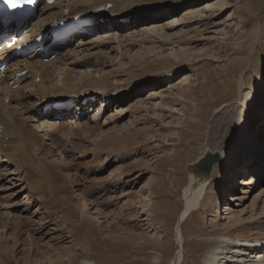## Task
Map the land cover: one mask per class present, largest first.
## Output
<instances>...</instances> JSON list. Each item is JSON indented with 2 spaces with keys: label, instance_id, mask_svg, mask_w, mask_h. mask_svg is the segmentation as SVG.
Returning a JSON list of instances; mask_svg holds the SVG:
<instances>
[{
  "label": "rangeland",
  "instance_id": "374dc122",
  "mask_svg": "<svg viewBox=\"0 0 264 264\" xmlns=\"http://www.w3.org/2000/svg\"><path fill=\"white\" fill-rule=\"evenodd\" d=\"M135 5L139 12L132 21L119 25L107 16V23L85 34L90 55L78 60L69 81L78 85L91 72L106 77L108 88L119 86V94L99 95L74 120L58 111L61 130L45 136L40 131L45 142L40 155L11 166L16 185L0 193V203L10 204L0 208V264H44L69 251L91 264H171L180 249L177 224L191 179L187 166L207 149L223 152V159L233 156L235 131H247L257 147L264 145V0H135ZM75 45L67 43L54 54H67ZM72 59L69 54L67 61ZM54 60L53 65L59 61ZM15 99L13 105L22 103ZM94 114H101L99 121ZM242 155L227 168L228 180L222 172L212 176L206 200L183 222L181 264H209L208 253L241 232L224 230L220 208L228 205L233 187H241L240 178L255 169L256 178L264 177V154ZM41 158L48 173L37 169ZM17 173L24 178L17 180ZM220 182L227 190L221 197ZM258 208V220L246 232L253 236L264 233L263 204ZM90 221L101 231L99 239ZM261 254L262 260L254 257L257 262L250 264H264Z\"/></svg>",
  "mask_w": 264,
  "mask_h": 264
},
{
  "label": "bare ground",
  "instance_id": "6f19581e",
  "mask_svg": "<svg viewBox=\"0 0 264 264\" xmlns=\"http://www.w3.org/2000/svg\"><path fill=\"white\" fill-rule=\"evenodd\" d=\"M113 2H115L116 6ZM110 4L111 6L109 8L108 6ZM128 4H132L133 6H135V9L126 7ZM136 4L138 3L136 2ZM40 9L42 10L40 13V17L36 22V25H32L27 29L29 32L28 35L22 34V38L20 39L21 43L29 42V40H35V38L39 34H44V31L50 28L51 25H53L56 21H66L68 19H75L81 16L88 17L93 19L94 24L91 27L93 28L94 26H96V24L100 25L101 23H107V16H110L112 17V20L110 22L118 23L119 25H121L120 20H128L130 17L132 21L135 14L139 12L137 10L139 9V7L135 5V0H125L124 4L120 0H57V2L55 1L50 5H43ZM134 11L136 13H134ZM7 32V29H0V34L2 35H6ZM85 37V33H82L81 35H75L73 38L70 37L71 39L67 43L74 42L76 44L75 48L73 50L68 49L67 54L59 52L52 59V62L55 61V58L59 60L54 63V65L51 63V61L45 63L44 59H46L47 55H49L48 57H50L52 53L56 51V48L59 47V45L58 42L50 44V41L47 40L45 43L47 46L46 52H42V46H40L37 48L36 52H34L32 55H29L26 59L11 61L10 63H8V67L5 70H0V155L5 157L7 160V162H1L0 160V182L3 181V184L0 187V193L6 194L7 192H11L13 190V186L16 185V182L14 181L15 177L11 175L12 171H10L11 166H16L17 164L14 162H16L17 160L26 161L27 159L26 162L29 164L33 162L32 158H34L30 155H40L38 151L43 147L45 143L44 139L41 138V136H43V133L40 134V131L44 132L45 136L46 134L50 135L53 131H55V129L60 128V125L57 126L58 122L56 124V120L59 118L58 115L60 113H58V111L52 110H50V112H45L46 108L52 107L56 102L72 100L75 102V106L69 108L68 110H63L60 112L67 113L69 115L68 118L74 120L82 117V115L85 113L84 109H86L88 106L90 107V103L94 105L96 102H98L97 99L99 95L102 94L103 97L108 99L110 97L113 98L119 94V86L108 88V84L106 85L108 80H106L107 82L103 80L106 77H96L93 76L91 72L87 74L83 73L81 82L78 85L75 83H69L70 78L73 76L75 67L80 63V61L78 60H82V58H84L85 56L90 55V53L86 52L87 49L85 44L88 41L85 40ZM104 37H107V35H105ZM113 37L115 39H119V37L116 35H113ZM5 51L6 50L0 51V62L7 60V58L10 56V54L6 53ZM76 52L79 54H77ZM69 54L74 55V59L76 60L72 59L70 61H67V56ZM24 71L27 73L23 74V76L20 77L19 75ZM15 85H18V87L14 88ZM243 86L244 85L242 84L241 89H243ZM129 93L132 92L130 91ZM13 94L16 97L13 98ZM32 97H34L38 101L39 99L43 100L38 104L36 102L37 100L31 99ZM15 98H18V100H20L22 103L17 106L13 105V103L17 102ZM10 105H13L15 107L12 108L13 106L11 107ZM82 110L84 112H82ZM17 112L21 113L22 115L18 114ZM101 114H94L92 117L93 121H99V119L101 118ZM31 119H34V124L32 123ZM24 121H30L27 124L28 127L24 126ZM105 121L106 120H104V122ZM64 126L66 127V125ZM249 134L250 133L247 131H235V140L231 146V152L233 156H225L223 159L222 152L220 162L216 163L213 166L210 180L212 176H219L221 172L223 181L228 180L230 178V174L228 173L227 168L230 167L231 162H233L236 158H238L239 156L242 157L244 151H246V153L249 154L250 157H261L264 154V145L257 147L258 145H255L256 142L251 141V137L249 136ZM245 136H247L248 138H246ZM25 141H31V144L28 145L25 143ZM43 159L44 158H41L40 162H38L39 168H37V163V165H35L34 167V170H36L37 168L40 171L42 170L44 173H48V166H46V163L48 162ZM253 164L254 166H256L255 163ZM250 172H248L250 173V175H248L247 177L239 179V183L241 185L239 189L233 187L232 192L234 193V195H229L230 198L228 205L226 204L225 207L221 206L220 208V211L225 214L223 217L225 219V223L222 224L224 230H236L235 228L238 227L240 228L241 232L237 234V236H229L224 238L225 240L223 241V243H221L220 248L216 247L211 252H209L207 256L209 264H250L255 261L256 258L254 259V257L260 259L263 257V254H261V252L264 251V233L261 232L260 234L254 236L246 233L249 226L252 225L254 219L256 218V210L259 209L258 207H260L261 204H263V208L259 216L264 217V187L262 186L264 177L262 174H260V177L257 176L258 178H256L255 174L258 173L256 169L254 170L253 174L252 171ZM17 174L19 175L17 180H22L24 178L23 177L19 179V177L22 176L20 175V173ZM27 181L28 180H26V182ZM209 182V179L207 181L203 177H194L193 175L189 180V185L185 189L184 195L186 201L184 204V208L180 212V218L177 224L176 240L180 245V249L178 250L177 255L171 261V264H181L184 244L181 226L183 222L191 215L192 210L196 207L201 206V204H203V202L206 200V193L207 191L209 192ZM225 193H227L225 182H220L218 186L217 196L221 197ZM82 203L87 206L85 207L86 210L92 208L89 207L88 201L85 202L84 200V202ZM0 206V208L8 210L10 204L6 201L0 203ZM85 215L86 214L84 213L83 217H86ZM91 215L92 214H90V216ZM9 216L10 215H8L7 217ZM87 218L88 217H86V219ZM260 219L261 218H259V220ZM255 220L258 219L256 218ZM88 228L92 229L93 234L95 236L97 235L98 239L100 238L101 231H99L98 228L94 227L91 221L89 222ZM69 252H67L66 257L59 255V257H57L58 259H50L44 264H91L92 262L84 259L77 260V256L75 255V253L71 254ZM259 261L260 260H258V262Z\"/></svg>",
  "mask_w": 264,
  "mask_h": 264
},
{
  "label": "water",
  "instance_id": "95a60500",
  "mask_svg": "<svg viewBox=\"0 0 264 264\" xmlns=\"http://www.w3.org/2000/svg\"><path fill=\"white\" fill-rule=\"evenodd\" d=\"M222 152L206 150L205 154L187 166L188 173L192 176H200L210 181L213 166L220 162Z\"/></svg>",
  "mask_w": 264,
  "mask_h": 264
},
{
  "label": "snow or ice",
  "instance_id": "6c2138e0",
  "mask_svg": "<svg viewBox=\"0 0 264 264\" xmlns=\"http://www.w3.org/2000/svg\"><path fill=\"white\" fill-rule=\"evenodd\" d=\"M4 2L11 8H16L19 3L21 2V0H4ZM25 3H34L35 0H24Z\"/></svg>",
  "mask_w": 264,
  "mask_h": 264
}]
</instances>
